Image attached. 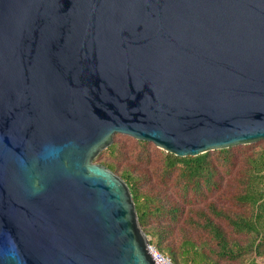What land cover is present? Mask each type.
I'll list each match as a JSON object with an SVG mask.
<instances>
[{
  "label": "water",
  "instance_id": "water-1",
  "mask_svg": "<svg viewBox=\"0 0 264 264\" xmlns=\"http://www.w3.org/2000/svg\"><path fill=\"white\" fill-rule=\"evenodd\" d=\"M117 133L264 140V0H0V264H157Z\"/></svg>",
  "mask_w": 264,
  "mask_h": 264
},
{
  "label": "trees",
  "instance_id": "trees-1",
  "mask_svg": "<svg viewBox=\"0 0 264 264\" xmlns=\"http://www.w3.org/2000/svg\"><path fill=\"white\" fill-rule=\"evenodd\" d=\"M234 150V147H228L184 157L167 153L161 161L160 178L163 182L175 179L181 187L183 201L196 207L193 200L217 190L222 180L221 167L229 168L235 163ZM235 151L240 152V148ZM121 156L122 151L116 142L102 152V157L111 162L106 166L129 186L139 223L151 237L150 243L160 254H170L172 258L168 257L173 264H179L178 253L164 243L167 235L176 228L183 205L150 187L146 174L137 173L130 167L117 168L113 162ZM97 160L100 161L101 156ZM237 166L236 190L228 198L233 210L219 207L214 202L192 209L194 212L189 223L206 232L214 242L211 248L214 258H204L206 264L248 259L247 264H255L253 256H264V146L249 145L246 151L241 150ZM184 231L187 235L184 247L188 252H195L197 244L188 238L189 230Z\"/></svg>",
  "mask_w": 264,
  "mask_h": 264
},
{
  "label": "rangeland",
  "instance_id": "rangeland-1",
  "mask_svg": "<svg viewBox=\"0 0 264 264\" xmlns=\"http://www.w3.org/2000/svg\"><path fill=\"white\" fill-rule=\"evenodd\" d=\"M139 141V139L133 138L128 135L120 133L115 134L112 143H117L119 149L122 151V156L120 157V159L115 160L113 164L119 169H122L123 167H130L137 173L146 174V182L150 187H153L156 191L163 193L170 200H176L181 205H183V207L181 206L183 209L178 218L176 228L167 235L164 244L168 243L173 247V250L178 253L177 256L179 264H206V262H204V258L210 256L214 258L211 250L214 242L211 241L210 236L206 232L201 231L200 229L192 226V224L189 223L191 215H193L192 213L194 212L192 211V209H195L196 207L206 206L209 202H214L219 207L233 210V208L230 206V201L228 198L230 197L231 193L235 192L236 190L234 183L239 175L237 162L240 160L241 150L246 151L247 146L249 145L257 146L261 144L264 146V140H258L249 144L232 146L235 150L237 148H240V152L234 150L236 155L235 163L229 168L221 167L222 180L218 185L217 190L208 192L205 197L196 198L195 200H193L196 207H192L191 205H189V201H183L184 196L182 194L181 187L175 179H169L163 182L160 178L162 163L161 161L163 157L169 152H166L152 142L147 141L145 144H143L139 143ZM104 150H102L95 157L94 162L106 166L107 163L111 162L105 160V158L102 157V152ZM100 156L101 160L98 161L97 159ZM189 198L190 195L188 199ZM223 225L225 227V222L223 223ZM186 229L189 230L190 237L188 238L197 244L195 252H188L186 247H184V240L187 236L186 231L184 230ZM148 238L149 240L151 239L150 236H148ZM164 254L172 258L168 253ZM253 259L255 264H264V256H253ZM248 261L249 259L241 261L235 260L233 262L221 260L218 261V264H247Z\"/></svg>",
  "mask_w": 264,
  "mask_h": 264
},
{
  "label": "built area",
  "instance_id": "built-area-1",
  "mask_svg": "<svg viewBox=\"0 0 264 264\" xmlns=\"http://www.w3.org/2000/svg\"><path fill=\"white\" fill-rule=\"evenodd\" d=\"M152 253L154 255V258H155L157 264H173L169 257L164 256V255L160 254L159 252H157V250L154 248V246H153V252Z\"/></svg>",
  "mask_w": 264,
  "mask_h": 264
}]
</instances>
